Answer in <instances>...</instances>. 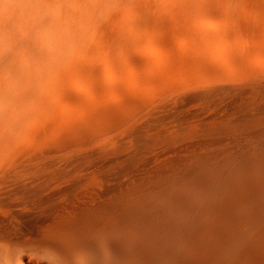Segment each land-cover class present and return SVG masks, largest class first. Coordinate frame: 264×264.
I'll use <instances>...</instances> for the list:
<instances>
[{
    "label": "bare ground",
    "instance_id": "obj_1",
    "mask_svg": "<svg viewBox=\"0 0 264 264\" xmlns=\"http://www.w3.org/2000/svg\"><path fill=\"white\" fill-rule=\"evenodd\" d=\"M122 1L0 0V264H264V0Z\"/></svg>",
    "mask_w": 264,
    "mask_h": 264
},
{
    "label": "rangeland",
    "instance_id": "obj_2",
    "mask_svg": "<svg viewBox=\"0 0 264 264\" xmlns=\"http://www.w3.org/2000/svg\"><path fill=\"white\" fill-rule=\"evenodd\" d=\"M179 5L180 4L178 3L177 0H123L121 2L120 8H118L115 12V16L117 18L115 27L120 25L119 24L120 17H127V18H134L136 21H138L139 24L138 27L142 28L145 26V24H143V19L145 17V13L147 10L150 11V13L152 14V13H157L155 11L156 7H159L163 11L165 9H170V10L178 9ZM127 33L128 31L124 30L122 34L119 36L120 43H123L127 39L126 38ZM110 37H111V44L113 46L115 45L114 44L115 40L114 37L112 36ZM83 56H84L83 54H80L77 60H82ZM98 65H100V63H98Z\"/></svg>",
    "mask_w": 264,
    "mask_h": 264
}]
</instances>
